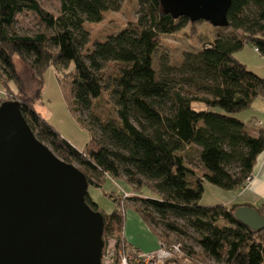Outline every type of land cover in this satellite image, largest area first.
<instances>
[{"label": "trees", "instance_id": "obj_1", "mask_svg": "<svg viewBox=\"0 0 264 264\" xmlns=\"http://www.w3.org/2000/svg\"><path fill=\"white\" fill-rule=\"evenodd\" d=\"M59 1L60 14L53 17L37 0H0V81L13 96L11 101L0 98V105L18 103L36 137L60 159L76 164L88 187L102 189L110 178L122 180L134 191L146 187L155 193L153 198L107 194L116 210L101 213L104 243L114 237L117 248H132L123 234L126 211L131 209L159 244L181 245L182 256L166 264L198 263L193 249L181 243L189 229L198 235L203 260L264 264V229L251 230L223 204H199L205 185L225 191L244 187L264 152V129L250 131L237 117L264 98V78L236 57L247 45L264 57V0H232L229 26H212L223 32L185 51L179 62L173 63L167 52L159 54L157 64L154 56L161 37L186 26L199 36L196 23L204 21L173 19L162 12L159 0H135V22L91 43L88 25L102 22L106 12H118L125 0ZM24 12L34 13L51 33H17L16 16ZM14 57L30 72V93L24 90ZM50 67L67 71L66 78L58 80L69 110L94 133L84 151L34 110ZM98 106L107 114L96 116ZM82 112L90 113L98 136ZM189 147L199 149L201 174L186 163L184 151ZM86 202L100 212L88 194ZM256 210L264 216V206ZM172 237L176 242L166 241Z\"/></svg>", "mask_w": 264, "mask_h": 264}, {"label": "water", "instance_id": "obj_2", "mask_svg": "<svg viewBox=\"0 0 264 264\" xmlns=\"http://www.w3.org/2000/svg\"><path fill=\"white\" fill-rule=\"evenodd\" d=\"M232 0H159L173 19L229 26ZM79 169L41 142L16 102L0 105V264H102L104 217L86 202ZM236 220L253 231L264 216L240 207Z\"/></svg>", "mask_w": 264, "mask_h": 264}, {"label": "rangeland", "instance_id": "obj_3", "mask_svg": "<svg viewBox=\"0 0 264 264\" xmlns=\"http://www.w3.org/2000/svg\"><path fill=\"white\" fill-rule=\"evenodd\" d=\"M134 1L135 0H125L118 12H106L102 22L88 25V29L91 34V43L106 38L107 35L124 28L129 22H135L138 15L137 7L134 6ZM37 2L47 13L51 14L53 17L59 16L61 9L59 0H37ZM196 27L200 31L199 36L193 32V29H190L189 26H186L184 29L175 34L161 37V47L154 56L155 64H157L159 54L166 52L169 53L173 63L179 62L181 61L182 54L185 51L191 49L192 47H201L204 44V41H207V39L213 40L217 33L223 32L219 29L215 30L212 26H210V24L205 22L196 23ZM213 30H215V32H213ZM16 31L20 35L27 36H32L40 31H45L49 34L51 33V31H46L43 28L36 15L31 12L20 13L16 16ZM90 46L91 45H88V47ZM240 52H242L243 57L248 60V62H250L248 63L250 64L248 65V69L251 71L250 68H254V70L258 72V74H255L264 78V57L258 53H255L253 46L251 45L245 46ZM13 61L16 70L23 82L24 90L27 93H30L33 83L31 82V75L26 64H24L23 61L18 57H14ZM253 64H256V69L253 67ZM65 73H67V71L58 72L52 67L46 70L44 74L42 96L37 102H35L34 110L57 132H59L61 136L72 146H74L77 150L84 151L94 133L91 131L88 125H81L78 122L76 116L69 110L64 95L65 91L58 80V78H66ZM110 73L111 70L109 68L108 74ZM62 82H64V80H62ZM4 86L5 84L0 81V98L6 99L4 101L13 100V96L6 90ZM8 87L10 91L15 93V86H13L12 83H9ZM5 94H7V98ZM94 112L98 117L107 114V110L106 108H103V106L94 108ZM81 117L86 123L92 125L93 118L90 116V113L82 112ZM92 129L98 136L97 126L92 125ZM184 152L186 163L196 170L198 174H201V166L198 160L199 149L196 147H189ZM73 165L77 167L76 164ZM112 182H108L105 189H95L93 187H88V195L90 194L94 197L95 202H93L97 204L100 213L103 215H110L114 212V210H116V204L109 198V196H107V194L114 193L120 196L125 195L126 193L122 191V188L124 187L122 180L117 179L112 180ZM129 187L130 191L135 196L139 195L143 198H153L155 196V193L146 187L142 188L140 191H134L131 186ZM241 197V193L236 195L231 191H225L211 185H205L204 193L199 204L203 207H213L223 204L227 206L228 209H231L233 213H235L243 205H250V203H244V199H241ZM188 235L189 236L185 238L183 242L181 241V243L183 245H188L193 249L196 256L195 259L198 260L197 264H219L210 258L203 260V257L200 254V247L196 243L198 235L191 229H189ZM166 241L170 243L176 242L175 238L173 237Z\"/></svg>", "mask_w": 264, "mask_h": 264}, {"label": "crops", "instance_id": "obj_4", "mask_svg": "<svg viewBox=\"0 0 264 264\" xmlns=\"http://www.w3.org/2000/svg\"><path fill=\"white\" fill-rule=\"evenodd\" d=\"M236 57L247 67L248 65H250L248 64L250 62H248V60L243 57L242 52H238L236 54ZM253 65V67H255L256 64ZM250 69L254 73L258 74V72L254 70V68ZM237 117L245 123L250 131L257 132L259 129L255 127V122L261 121L264 118V98L256 99L250 109L240 113ZM108 182H112V179H106L103 189L106 188ZM123 184L124 187L122 188V191L126 192L125 194L127 195H132L130 187L124 182ZM231 192L236 195L241 193V199H244L243 202L250 203V205L245 206H249L254 209H258L264 206V152L257 158L256 165L253 168L250 182L247 187H244V189H236ZM89 197L92 201L95 202L92 195L89 194ZM123 234L127 243L131 245L132 248L140 252H151L156 250L159 246L158 238L156 237V235L144 224L138 214L131 210L126 211V222Z\"/></svg>", "mask_w": 264, "mask_h": 264}, {"label": "built area", "instance_id": "obj_5", "mask_svg": "<svg viewBox=\"0 0 264 264\" xmlns=\"http://www.w3.org/2000/svg\"><path fill=\"white\" fill-rule=\"evenodd\" d=\"M257 129H264V118L255 122ZM250 182V178L246 181L244 187ZM242 187V189H244ZM129 196L127 194L124 197ZM117 239L108 237L104 243L101 263L102 264H166L170 260H176L182 256V248L180 244L162 245L151 252H140L134 248H128L126 251L117 248ZM175 264V263H170ZM193 264V263H187Z\"/></svg>", "mask_w": 264, "mask_h": 264}]
</instances>
